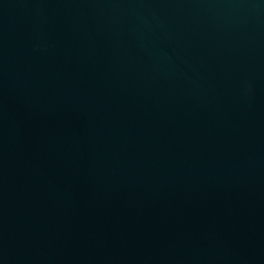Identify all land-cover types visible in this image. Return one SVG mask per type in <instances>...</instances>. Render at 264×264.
Segmentation results:
<instances>
[{"label": "water", "instance_id": "obj_1", "mask_svg": "<svg viewBox=\"0 0 264 264\" xmlns=\"http://www.w3.org/2000/svg\"><path fill=\"white\" fill-rule=\"evenodd\" d=\"M0 264H264V0H0Z\"/></svg>", "mask_w": 264, "mask_h": 264}]
</instances>
